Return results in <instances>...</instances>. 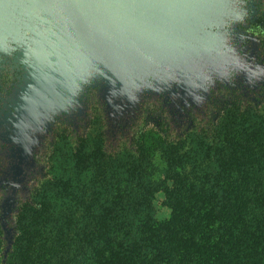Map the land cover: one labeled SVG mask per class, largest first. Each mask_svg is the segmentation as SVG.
<instances>
[{
	"label": "rangeland",
	"instance_id": "1",
	"mask_svg": "<svg viewBox=\"0 0 264 264\" xmlns=\"http://www.w3.org/2000/svg\"><path fill=\"white\" fill-rule=\"evenodd\" d=\"M96 1L98 18L90 0H0L2 232L26 206L60 226L102 203L141 143L163 145L153 158L164 171L184 153L196 169L231 108L264 130V0ZM250 136L235 152L263 173L264 143ZM260 238L239 262L252 264Z\"/></svg>",
	"mask_w": 264,
	"mask_h": 264
},
{
	"label": "trees",
	"instance_id": "2",
	"mask_svg": "<svg viewBox=\"0 0 264 264\" xmlns=\"http://www.w3.org/2000/svg\"><path fill=\"white\" fill-rule=\"evenodd\" d=\"M229 111L216 139L203 142L196 169L188 168L184 153L167 160L164 171L153 158L163 145L141 143L138 152L128 149V173L109 183L105 201L90 202L76 218L51 225L50 209L26 206L8 234L12 219L5 220L0 264H243L236 254L246 252L250 238L260 234L257 243L264 240V228L258 232L256 226L257 219L264 221V200L258 198L264 171H247L235 151L246 145V133L257 135L254 146L264 143V130L244 126L246 116L257 114ZM161 207L169 214L161 215ZM175 231L181 245L179 237L172 239ZM256 249L252 264H264V249Z\"/></svg>",
	"mask_w": 264,
	"mask_h": 264
},
{
	"label": "water",
	"instance_id": "3",
	"mask_svg": "<svg viewBox=\"0 0 264 264\" xmlns=\"http://www.w3.org/2000/svg\"><path fill=\"white\" fill-rule=\"evenodd\" d=\"M91 1V4H92V6H93V8H94V11H93V16H94V18H98V13H97V6H98V4H97V1L96 0H90ZM5 227V224L3 225V228ZM10 231L8 230L7 231V234L9 233ZM8 236H6V238H7ZM8 240H10V239H8ZM10 247V246H9Z\"/></svg>",
	"mask_w": 264,
	"mask_h": 264
}]
</instances>
